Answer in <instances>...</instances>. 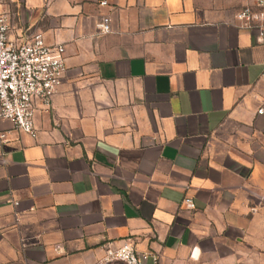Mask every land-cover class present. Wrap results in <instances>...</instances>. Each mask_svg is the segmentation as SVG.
I'll list each match as a JSON object with an SVG mask.
<instances>
[{"label": "crops", "instance_id": "crops-1", "mask_svg": "<svg viewBox=\"0 0 264 264\" xmlns=\"http://www.w3.org/2000/svg\"><path fill=\"white\" fill-rule=\"evenodd\" d=\"M100 1L0 0L10 39L41 32L67 67L36 137L0 120V264H121L104 259L125 240L158 264H264L251 1Z\"/></svg>", "mask_w": 264, "mask_h": 264}, {"label": "built area", "instance_id": "built-area-1", "mask_svg": "<svg viewBox=\"0 0 264 264\" xmlns=\"http://www.w3.org/2000/svg\"><path fill=\"white\" fill-rule=\"evenodd\" d=\"M250 1L251 4L245 5L237 17L247 22H264V0ZM100 4L107 5L108 1L101 0ZM262 26L261 35L264 32ZM96 27L102 33L111 31V17L108 14L100 16ZM12 30L11 16L6 12L0 13V120H10L20 131L36 137V105L40 102L46 107L51 106L52 97L67 69L65 46L47 44L41 32L18 43L10 39ZM257 112L264 113V104ZM4 139L5 133H0V144ZM184 202L189 208L196 206L191 197H186ZM14 203L18 205L19 201ZM149 259L154 264L159 263L157 254L139 252L130 241L125 240L107 253L104 262L146 264Z\"/></svg>", "mask_w": 264, "mask_h": 264}]
</instances>
